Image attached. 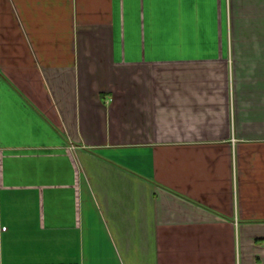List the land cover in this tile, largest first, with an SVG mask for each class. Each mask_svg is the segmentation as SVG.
Returning a JSON list of instances; mask_svg holds the SVG:
<instances>
[{"label":"crops","instance_id":"0c3cea01","mask_svg":"<svg viewBox=\"0 0 264 264\" xmlns=\"http://www.w3.org/2000/svg\"><path fill=\"white\" fill-rule=\"evenodd\" d=\"M0 264H264V0H0Z\"/></svg>","mask_w":264,"mask_h":264}]
</instances>
